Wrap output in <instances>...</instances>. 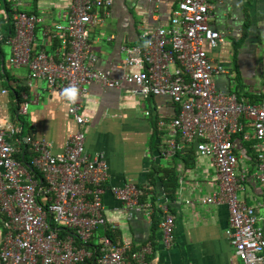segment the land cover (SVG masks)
I'll use <instances>...</instances> for the list:
<instances>
[{
	"label": "built area",
	"instance_id": "obj_1",
	"mask_svg": "<svg viewBox=\"0 0 264 264\" xmlns=\"http://www.w3.org/2000/svg\"><path fill=\"white\" fill-rule=\"evenodd\" d=\"M111 5L112 0H71L64 23L48 30L61 44L60 59L33 52L39 18L16 10L9 14L13 29L7 41L10 65L27 68L32 78L44 81L50 92L60 96L77 129L62 152L55 153L48 140L23 135L22 126L0 124L4 230L0 264H148L151 245L128 256L129 241L116 244L98 233L102 227L115 228L105 217L103 197L107 193L129 217L135 211L150 210L151 204L141 202L144 190L134 183L110 185L103 156L86 151L82 128L88 120L81 115L80 99L93 83L109 89L132 86L138 97H168L179 107L164 154L170 156L184 145H194L199 155L213 159L218 189L200 203L227 209V236L241 264H264L263 231L254 209L238 196L241 177L236 173L238 159L232 142L236 134L249 140L241 121L250 123L257 141L254 179L264 189V104H246L234 94L216 91L213 79L225 70L211 62L205 46L219 47L224 34L210 25L208 0H178L169 27L141 34V47L123 49V74L119 77L96 70V57L89 51L90 29L102 23V11ZM2 38L0 34V41ZM27 108L28 104H22L20 112L25 115ZM177 135L181 145L175 140ZM164 212L158 228L162 245L169 249L174 242L175 219L166 209Z\"/></svg>",
	"mask_w": 264,
	"mask_h": 264
},
{
	"label": "crops",
	"instance_id": "obj_2",
	"mask_svg": "<svg viewBox=\"0 0 264 264\" xmlns=\"http://www.w3.org/2000/svg\"><path fill=\"white\" fill-rule=\"evenodd\" d=\"M208 3L211 27L224 34L219 47L205 46L211 62L225 70L213 79L216 91L234 94L246 104H264V0ZM70 4L71 0H0V124L20 125L23 135L29 125L27 135L48 140L55 153L62 152L77 126L68 116L64 100L50 92L44 81L32 78L27 68L7 69L6 58L11 56L7 41L13 36L8 31L9 14L16 10L39 18L33 52L60 59L61 44L48 30L64 23L63 15ZM177 4L178 0H112L110 8L102 11V23L90 29L89 51L96 57L94 68L121 76L123 49L141 47V34L151 35L159 27H169ZM133 89L128 85L102 88L93 83L80 99L81 115L88 120L82 128L87 153L103 156L110 185L134 183L144 190L143 202L151 204L150 210L135 211L129 217L109 193L103 197L106 220L115 226L116 243H131L128 256L151 245L148 264H241L227 236V209L200 203L218 189L213 159L199 155L194 145H184L166 156L172 140L171 123L179 107L168 97H138ZM44 95L46 100L41 105ZM25 103L28 108L24 115L20 106ZM24 117L28 121L24 122ZM241 122L249 140L241 134L232 138L238 159L236 173L241 177L238 196L254 209L264 237V189L254 179L257 141L250 123ZM175 140L181 145L179 135ZM165 209L175 219L174 242L169 249L162 245L158 228ZM2 224L0 215V250Z\"/></svg>",
	"mask_w": 264,
	"mask_h": 264
},
{
	"label": "trees",
	"instance_id": "obj_3",
	"mask_svg": "<svg viewBox=\"0 0 264 264\" xmlns=\"http://www.w3.org/2000/svg\"><path fill=\"white\" fill-rule=\"evenodd\" d=\"M8 31H10V33L13 34V29H12V26L10 28H8ZM18 158V157H17ZM35 176L36 178H39L40 175H38L35 171ZM141 202H143V200L141 199ZM114 230L110 229V228H99L98 232L100 233V235H105L107 237H109L114 243L117 242V235L115 232H113ZM117 244V243H116Z\"/></svg>",
	"mask_w": 264,
	"mask_h": 264
},
{
	"label": "rangeland",
	"instance_id": "obj_4",
	"mask_svg": "<svg viewBox=\"0 0 264 264\" xmlns=\"http://www.w3.org/2000/svg\"><path fill=\"white\" fill-rule=\"evenodd\" d=\"M4 50H5L4 52H5L6 54H8V53H7L8 48L4 47ZM9 62H10V58H9V56H8V57L6 58V67H7V69H8L9 71H11L12 69L10 70V68H12V67H11V65H10ZM43 83H44L45 85H47L45 82H43ZM44 100H46V96H45V95H44V99H41V100H40L41 105L44 103ZM82 116H83V115H82ZM27 118H28V117H24V118H23L24 122L28 121ZM29 132H30V131H29V125H26V126H25V135L30 134ZM42 201H45V200L42 199Z\"/></svg>",
	"mask_w": 264,
	"mask_h": 264
}]
</instances>
